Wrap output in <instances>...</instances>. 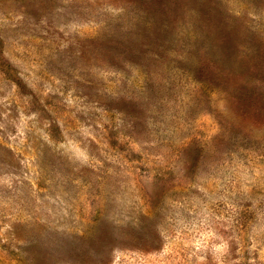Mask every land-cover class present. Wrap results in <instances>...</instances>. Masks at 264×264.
<instances>
[{"label":"rangeland","instance_id":"obj_1","mask_svg":"<svg viewBox=\"0 0 264 264\" xmlns=\"http://www.w3.org/2000/svg\"><path fill=\"white\" fill-rule=\"evenodd\" d=\"M124 1L0 0V264H94L93 222L106 264H264V114L115 63Z\"/></svg>","mask_w":264,"mask_h":264},{"label":"trees","instance_id":"obj_2","mask_svg":"<svg viewBox=\"0 0 264 264\" xmlns=\"http://www.w3.org/2000/svg\"><path fill=\"white\" fill-rule=\"evenodd\" d=\"M224 2L233 4L238 17L219 14L203 0H126L97 36L115 63L137 68L144 86L177 80L212 99L228 96L241 114H264V0ZM243 14L253 18L244 19ZM153 68L166 71V76L154 75ZM148 232L151 247L153 235ZM136 233L147 238L141 229ZM115 237L112 230L93 222L81 231L82 243L66 245L81 259L97 252L100 260L94 264H106ZM81 261L71 263L93 264Z\"/></svg>","mask_w":264,"mask_h":264},{"label":"water","instance_id":"obj_3","mask_svg":"<svg viewBox=\"0 0 264 264\" xmlns=\"http://www.w3.org/2000/svg\"><path fill=\"white\" fill-rule=\"evenodd\" d=\"M221 11H222V8H221Z\"/></svg>","mask_w":264,"mask_h":264}]
</instances>
